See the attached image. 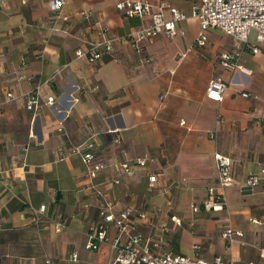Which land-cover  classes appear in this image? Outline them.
<instances>
[{
  "label": "crops",
  "instance_id": "0c3cea01",
  "mask_svg": "<svg viewBox=\"0 0 264 264\" xmlns=\"http://www.w3.org/2000/svg\"><path fill=\"white\" fill-rule=\"evenodd\" d=\"M23 1L0 5V91L18 97L0 109V264L110 263L117 256L111 243L86 248L106 204L116 216L144 211L165 225L139 222L145 243L160 242L163 252L264 264V43L259 54H242L245 75L220 64L235 49L232 37L212 30L207 47L197 45L195 18L175 38L161 35L136 49L128 37L141 22L120 14L124 0H65L62 15L51 9L55 0ZM151 1L190 14L201 0ZM109 39L119 41L96 64L76 57ZM215 78L230 86L220 102L207 95ZM34 93L42 98L37 114L25 100ZM50 97L54 106L46 105ZM89 144L110 165L150 162L131 173L110 167L91 181L73 153ZM218 152L234 159L235 183L218 189L223 210L195 212L217 185ZM253 174L262 183L250 189ZM225 225L244 237L230 244L221 236ZM109 234L118 236L113 225Z\"/></svg>",
  "mask_w": 264,
  "mask_h": 264
},
{
  "label": "built area",
  "instance_id": "2783aa9c",
  "mask_svg": "<svg viewBox=\"0 0 264 264\" xmlns=\"http://www.w3.org/2000/svg\"><path fill=\"white\" fill-rule=\"evenodd\" d=\"M9 0H0V5ZM26 4V1H23ZM65 0H55L51 2V9L62 15ZM117 10L122 16L128 19H137L141 22L135 28L128 39L136 49H140L142 44L152 41L161 35L168 38H175L180 33V26L190 18L199 20L201 30L197 38V45L206 48L209 43V34L212 30H219L232 37L236 44L235 49L220 55V64L223 68L231 72L250 74V70L240 62L242 54L248 50L253 55L260 53V45L264 43V0H201L188 14L171 4H154L151 0H124L117 4ZM88 19L89 14L83 13ZM66 21L68 17H64ZM119 39H109L92 45L90 50L79 48L76 57L86 60L91 64L101 61L106 54L114 51V45ZM230 86L222 78L212 79L207 87V95L211 100L223 101ZM244 98H249L250 94L243 92ZM17 96L10 90L0 91V109L6 104L17 100ZM28 110L38 113L41 105V95L39 93L25 95ZM55 97H50L46 105L54 106ZM73 153L81 155L87 167V178L94 181L99 174L116 167L127 173H131L135 166L144 168L150 162L147 158L128 160L115 165L99 161L93 145H82L73 148ZM216 167L218 169L217 185L208 188L206 200L201 206L194 207V211L201 209L207 212L221 211L224 209L225 200L218 193V189H225L233 186L235 179L233 176L234 159L221 153L215 154ZM157 183V177H150V187ZM262 183V177L253 174L247 180V187L254 189ZM39 212L45 214L47 206H41ZM101 220L94 223L90 228L86 248L92 252L100 249L102 244L111 243L117 251L116 258L108 264H235L226 261L223 257H217L209 262L200 257H187L173 252L161 251V243L146 244L145 237L139 229V222L148 224L151 228H161L153 223L147 212L138 215L130 209L121 211L117 216L112 213V206L106 204L101 211ZM174 221L181 225V221L174 218ZM113 225L118 236L111 239L109 228ZM62 224L58 226L60 232ZM221 236L230 244L239 242L244 233L235 231L230 225L222 227ZM198 249V247H196ZM264 258V250L261 254ZM74 261L78 260V255L74 254ZM46 264H56L53 260L47 259Z\"/></svg>",
  "mask_w": 264,
  "mask_h": 264
}]
</instances>
